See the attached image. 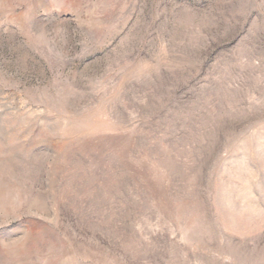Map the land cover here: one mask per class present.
I'll use <instances>...</instances> for the list:
<instances>
[{"label": "rangeland", "instance_id": "obj_1", "mask_svg": "<svg viewBox=\"0 0 264 264\" xmlns=\"http://www.w3.org/2000/svg\"><path fill=\"white\" fill-rule=\"evenodd\" d=\"M0 264H264V0H0Z\"/></svg>", "mask_w": 264, "mask_h": 264}]
</instances>
